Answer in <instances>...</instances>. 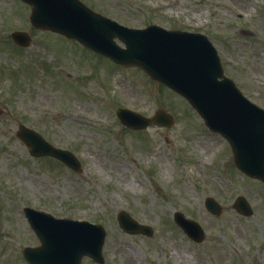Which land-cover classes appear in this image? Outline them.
Masks as SVG:
<instances>
[{
	"label": "rangeland",
	"instance_id": "obj_1",
	"mask_svg": "<svg viewBox=\"0 0 264 264\" xmlns=\"http://www.w3.org/2000/svg\"><path fill=\"white\" fill-rule=\"evenodd\" d=\"M82 1L130 27L206 34L224 73L264 107V0ZM28 14L18 0H0V264H26L20 251L35 243L23 206L102 223L104 264H264V189L235 171L227 145L142 72L116 68L111 76L104 58L32 32ZM19 29L32 32L30 48L12 44L9 33ZM119 106L149 116L164 108L174 124L134 134L118 123ZM19 124L72 151L82 172L31 159L15 135ZM239 195L252 216L233 210ZM206 197L221 204L218 216L205 210ZM119 210L150 225L153 237L123 233ZM175 211L197 221L205 241L185 239L172 223Z\"/></svg>",
	"mask_w": 264,
	"mask_h": 264
},
{
	"label": "water",
	"instance_id": "obj_2",
	"mask_svg": "<svg viewBox=\"0 0 264 264\" xmlns=\"http://www.w3.org/2000/svg\"><path fill=\"white\" fill-rule=\"evenodd\" d=\"M23 1L33 7L31 22L35 27L76 38L87 47L121 64L141 66L153 78L162 80L190 99L207 116V119H212L209 106L203 103L200 97L209 91L210 82L215 74L207 72L206 65L200 61V48L203 43V38L200 36L165 33L152 28L148 30L151 32H134L133 37H130L115 27L107 26L106 21L91 14L76 0ZM115 36L125 43L126 50L113 47L111 39ZM92 37H99L97 41L99 45L91 44ZM13 38L17 43L27 45L21 36L13 35ZM245 119H259L258 126V121L239 122L242 132L250 134L255 144L244 138L237 144L232 123L225 122V119L212 120L235 143L234 154L239 167L248 174H258L264 179V163L261 162L264 156V118L251 116ZM253 126L255 128H252ZM19 137L30 145L31 154L50 155L70 165L69 153L52 149L31 131H22ZM248 142L249 146L244 147ZM26 216L42 243V247L37 249L35 254L24 252L27 260L32 264H79L84 255L100 261L99 249L103 231L99 227L87 223L55 221L29 210L26 211ZM119 220L126 229L137 232L127 217L120 214Z\"/></svg>",
	"mask_w": 264,
	"mask_h": 264
}]
</instances>
